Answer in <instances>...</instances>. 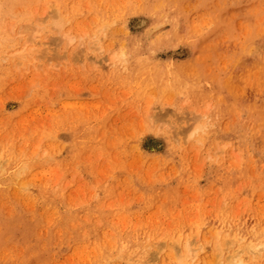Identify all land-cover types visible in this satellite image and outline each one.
I'll use <instances>...</instances> for the list:
<instances>
[{"label":"rangeland","instance_id":"1","mask_svg":"<svg viewBox=\"0 0 264 264\" xmlns=\"http://www.w3.org/2000/svg\"><path fill=\"white\" fill-rule=\"evenodd\" d=\"M259 244L264 0H0V264Z\"/></svg>","mask_w":264,"mask_h":264},{"label":"bare ground","instance_id":"2","mask_svg":"<svg viewBox=\"0 0 264 264\" xmlns=\"http://www.w3.org/2000/svg\"><path fill=\"white\" fill-rule=\"evenodd\" d=\"M65 36V35H64ZM18 54V53H17ZM149 112V111H148ZM148 115H149V113H148ZM149 117H151L150 115H149ZM261 250H263L264 251V244H259V246H253L251 249H250V252H251V254H253V255H258L257 253H259ZM262 251V252H263ZM264 253V252H263Z\"/></svg>","mask_w":264,"mask_h":264}]
</instances>
